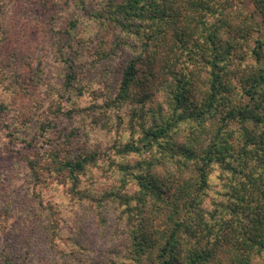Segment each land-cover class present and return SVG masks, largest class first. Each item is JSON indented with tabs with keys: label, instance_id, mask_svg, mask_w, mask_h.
I'll return each instance as SVG.
<instances>
[{
	"label": "trees",
	"instance_id": "trees-1",
	"mask_svg": "<svg viewBox=\"0 0 264 264\" xmlns=\"http://www.w3.org/2000/svg\"><path fill=\"white\" fill-rule=\"evenodd\" d=\"M262 28L264 0H0V264H264Z\"/></svg>",
	"mask_w": 264,
	"mask_h": 264
},
{
	"label": "rangeland",
	"instance_id": "rangeland-1",
	"mask_svg": "<svg viewBox=\"0 0 264 264\" xmlns=\"http://www.w3.org/2000/svg\"><path fill=\"white\" fill-rule=\"evenodd\" d=\"M247 9L249 12H254L253 7L248 3L247 4ZM260 21V19H259ZM260 38H264V29L262 28V32L256 34L255 36V40L256 39H260ZM9 167V169H8ZM17 168H21V162L14 157H10V156H2L1 155V151H0V176H2L3 173H5V170L8 169V171H12L15 170Z\"/></svg>",
	"mask_w": 264,
	"mask_h": 264
}]
</instances>
